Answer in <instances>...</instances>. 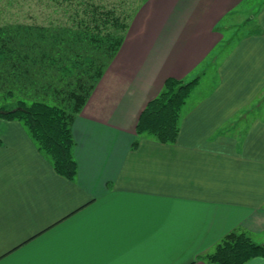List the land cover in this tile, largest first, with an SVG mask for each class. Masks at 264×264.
Listing matches in <instances>:
<instances>
[{"label":"crops","instance_id":"obj_1","mask_svg":"<svg viewBox=\"0 0 264 264\" xmlns=\"http://www.w3.org/2000/svg\"><path fill=\"white\" fill-rule=\"evenodd\" d=\"M249 1L143 5L72 122V181L0 119V264H207L233 231L264 244V0ZM238 13L253 28L225 34ZM168 78L199 84L162 144L136 126Z\"/></svg>","mask_w":264,"mask_h":264},{"label":"trees","instance_id":"obj_2","mask_svg":"<svg viewBox=\"0 0 264 264\" xmlns=\"http://www.w3.org/2000/svg\"><path fill=\"white\" fill-rule=\"evenodd\" d=\"M64 1L74 9L67 28L36 20L0 24V101L12 100L0 105V119L19 122L56 173L72 181L78 172L72 122L118 54L136 11L129 15L88 0ZM198 84L199 78H168L141 113L137 135L176 143L183 108ZM255 258H264V244L244 231H233L200 259L246 264Z\"/></svg>","mask_w":264,"mask_h":264},{"label":"rangeland","instance_id":"obj_3","mask_svg":"<svg viewBox=\"0 0 264 264\" xmlns=\"http://www.w3.org/2000/svg\"><path fill=\"white\" fill-rule=\"evenodd\" d=\"M148 1L149 0H88V2H96L99 4H103L104 6H107L109 8L115 7L118 11H125L129 15H132L135 11L136 15L138 11L143 7V5ZM256 6L258 8V5H255V7ZM73 13L74 9L70 7L69 2L64 0L60 2L54 0H0V24L13 22L16 24L29 25L33 23L34 20H36L38 24H41L43 26L53 25L55 27L58 26L67 28V26H69L68 24H70V22L68 21V16L69 14ZM238 16L242 17L238 18V21L235 22L237 26L231 28V26H227V24L226 27L222 28L223 31H225V34H230L235 29H240V33H244L253 28V26H250L249 24H243V21L245 20L244 15L238 13ZM232 20L236 21L235 19ZM232 20L227 22H232ZM232 41L233 40L231 39L229 41L225 40L223 42V52L225 51L224 46L227 48V45L229 43H232ZM211 60L212 59H210V62ZM209 69L214 70L213 66ZM207 82L208 81H206V83ZM211 83L212 81H210L208 84ZM2 93L4 94V92H1V94ZM7 100L8 101L5 102L0 101V105L12 102L11 98H8ZM5 106H7V108L10 107L8 105Z\"/></svg>","mask_w":264,"mask_h":264}]
</instances>
